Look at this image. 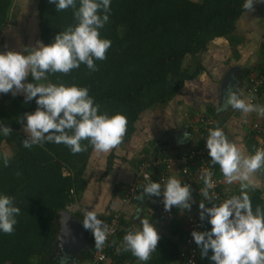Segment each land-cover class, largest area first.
<instances>
[{"label": "trees", "instance_id": "obj_1", "mask_svg": "<svg viewBox=\"0 0 264 264\" xmlns=\"http://www.w3.org/2000/svg\"><path fill=\"white\" fill-rule=\"evenodd\" d=\"M13 1L0 0V34L9 22ZM79 2L80 0H76L77 8ZM243 3L244 0H111L109 21L99 30L102 38L111 41V47L105 60L94 61L97 70L91 71L81 64L68 74L47 73L46 79L36 83L87 87L95 104L99 105L100 113H107L109 116L121 113L126 116L127 133L121 143L124 144L135 133L137 122L145 111L167 106L182 92L187 79H195L203 72H209L199 55L208 50L214 40L239 42L234 36V30L245 12ZM74 11L73 8L57 11L49 0H38L40 38L44 44L52 43L59 32L78 23ZM260 52L264 56V40ZM235 54L237 55V52ZM188 57H191L192 61L185 65ZM227 65L232 66L230 58L227 59ZM252 72L250 68L236 71L239 86L250 82ZM257 73H264V65ZM27 82H34L30 74ZM248 87L249 85L246 86L247 89ZM263 92L264 83L255 95L258 98L255 103L263 96ZM0 94V124L13 130L8 136L0 132V152H4V144L9 145L13 152L8 166H4L0 160V195L12 197L14 206L20 209L14 231L11 234L0 231V264H73L72 261L62 262L61 248L57 245L61 233L60 212H73V206L79 202L88 184L85 173L94 149L88 141L82 142L88 146L87 151L79 154H73L63 144L48 142L43 146L33 145L31 148H25L22 141L27 134L20 130V119L25 113L36 110L35 99L26 102L23 94ZM205 111L218 116L214 106L205 108ZM196 115V110L192 109L191 116ZM185 126L186 124L183 128ZM185 132H188L191 138L193 132L190 126L181 134L183 139ZM250 133L248 149L254 154L259 149L258 138L264 139V122L260 124L259 129L250 128ZM189 137L174 152L178 153L189 147L190 141L185 143L190 140ZM168 144V140L155 144L154 153L146 157L170 155L165 149ZM117 158L114 148L107 158V166L102 176L106 177L112 173ZM143 159L145 157L134 162L136 167ZM216 167L218 175H223L219 165ZM259 172L264 181V169ZM129 184L122 188L118 185L115 193L123 199L125 188ZM222 187L223 185L220 188ZM231 190V197L241 194L240 188H237V191L233 188ZM263 192L260 188L248 192L253 211L258 205L264 208ZM146 200L147 196L143 200L138 199L134 204L142 208L145 206L146 210ZM211 203L218 204L209 201L207 207H210ZM174 211L177 213V210ZM114 213L116 212L98 214V218L104 222L111 219ZM74 214L82 225L84 217L77 212ZM156 216L159 219V216ZM180 217L171 220L163 217L166 225L161 228L170 232L160 235L156 251L146 262L139 261L131 252H117L124 235L135 229L132 221L123 215L120 219V229L105 249L108 260H95L98 248L95 247L92 232L84 229L88 248L76 255L77 262L186 264L188 258L183 257L181 252L184 241L191 232ZM210 230L211 224L207 219L201 231ZM211 254L210 250L207 257H202L201 249L197 246L195 264H215L209 259Z\"/></svg>", "mask_w": 264, "mask_h": 264}, {"label": "clouds", "instance_id": "obj_2", "mask_svg": "<svg viewBox=\"0 0 264 264\" xmlns=\"http://www.w3.org/2000/svg\"><path fill=\"white\" fill-rule=\"evenodd\" d=\"M260 2L264 0H244L243 8L253 12L255 4ZM49 3L54 4L57 11L75 9L78 23L59 32L50 44L38 41L36 46H25L23 51L0 52V93L23 94L26 102L35 99L36 110L25 113L20 119L27 134L22 141L25 148L48 142L63 144L73 154H79L87 151L88 146L82 142L88 141L96 152L108 153L123 142L127 133L125 115L100 113L87 87L36 82L46 79L47 73L68 74L81 64L91 71L97 70L94 61L105 60L111 47V41L102 38L99 31L109 21L111 0H80L78 8L76 0H49ZM29 74L34 82H26ZM228 106L245 115L257 112L264 116V105L252 104L231 89L226 91L223 103V107ZM0 132L8 136L13 130L0 124ZM188 137L189 133L185 132L184 138ZM206 147L212 164L219 165L225 181L229 184L239 181L241 194L206 207L205 201L211 202L216 197L209 191L215 187L211 173L203 170L204 187L200 195L204 199L199 203V216L202 221L207 216L211 230L191 233L201 249V256L207 257L211 250L209 259L215 264H264V208L258 205L253 211L248 195L249 189L257 187L252 180L253 174L264 169V149L245 155L229 142L221 128L209 129ZM10 159V152H0L4 166H8ZM161 194L164 209L169 212L173 207L181 212L190 211L195 202L191 186L175 177H169L163 187L159 182L150 181L136 198L143 200L145 196L159 197ZM19 212L12 197L0 195V231L11 234ZM82 226L92 232L96 248L105 246L110 229L96 212L86 211ZM159 240L157 229L145 218L139 229L129 230L124 235L117 252H131L139 261L146 262L156 251Z\"/></svg>", "mask_w": 264, "mask_h": 264}, {"label": "rangeland", "instance_id": "obj_3", "mask_svg": "<svg viewBox=\"0 0 264 264\" xmlns=\"http://www.w3.org/2000/svg\"><path fill=\"white\" fill-rule=\"evenodd\" d=\"M234 36L238 38V43H230L227 39H216L209 45L208 50L199 55V58L208 67L209 72H203L195 79H187L182 92L167 106L147 110L141 115L131 139L115 148L118 156L116 168L122 167L123 170L131 168L135 172L136 165L134 162L143 157L151 156L154 153V145L165 140L169 141L165 149L169 154H172L178 150L180 146L178 144L185 140L180 137L181 133L179 131L185 124L187 125L188 122L192 121L189 118L192 109L196 110V114H199L203 111L202 109L209 106L216 107L217 115L227 121L229 134L240 140L239 147L243 154L251 155L248 149V140L251 135L250 128L252 129L254 123L262 124L264 116H260L257 112L245 115L230 106L223 107V103L226 91L231 89L242 99H246L252 104L264 105V92L263 96L255 103L258 99L257 96L248 93L246 88L250 82L239 86L235 76L236 71L241 68H250L253 71L251 75L256 76L257 71L264 65V56L260 52L261 43L264 40V2L256 3L253 12L249 13L245 10L237 22ZM38 41L44 44L40 38L38 0H14L10 9L9 22L0 34V52L9 49L23 51L25 46H36ZM235 52H237V55ZM228 58L231 59V67L227 65ZM191 61L192 58L188 57L185 60V65H188ZM232 67H234V71L223 87L224 77ZM20 130L25 133L23 127ZM256 138L258 137L256 136ZM258 140L259 149H263L264 139L260 137ZM185 143H187V140ZM3 149L11 154L13 153L7 144L3 145ZM146 150H149V152L147 153ZM133 172L131 173L133 174ZM252 180L257 185L254 189L264 190V181L259 171L253 174ZM230 188L237 191V188H240L239 181L231 183ZM254 189H249L248 192ZM134 206L130 210V214L135 212L136 214L130 217L133 220L135 229L141 227V220L145 218L160 228L166 225V220L163 222L162 216H159V219L152 217L147 214V209L144 210L145 206L143 208L137 204ZM137 210L139 211L137 212ZM191 211H194V209L191 208L189 212ZM180 220L184 221V217L181 216ZM157 231H159L158 228ZM165 232L169 233L170 231ZM75 254L68 247L61 248L62 262L72 261L73 264H79L76 259L77 254Z\"/></svg>", "mask_w": 264, "mask_h": 264}, {"label": "built area", "instance_id": "obj_4", "mask_svg": "<svg viewBox=\"0 0 264 264\" xmlns=\"http://www.w3.org/2000/svg\"><path fill=\"white\" fill-rule=\"evenodd\" d=\"M264 83V73L256 76H251L248 93L256 95L262 84ZM253 101V100H251ZM188 118V117H187ZM191 122L184 127L187 131V127L192 128L191 138L189 137L191 145L183 148L180 152L172 153L166 157H151L141 160L136 167L135 179L127 186L126 194L123 198L124 202L128 204L136 203L138 200L136 197L143 192L144 186L150 181L161 183L162 187L164 182L169 177H175L179 179L183 184H189L192 189V207L194 211L179 210L173 207L171 211H165L163 205V194L159 197H148L146 200V208L148 214L162 216L165 219L171 220L177 216H183L186 222V228L192 233L193 230L201 231L203 225L208 219L207 216L202 221L199 216V203L203 200V196L200 195V189L204 187L203 180L201 179L202 172L207 169L211 173V180L215 187L210 191V195H214L216 198L211 202L218 204L228 199L232 195L230 186H226L227 182L223 175H218L217 167L211 162V158L208 155V149L206 147V138L209 134V129L221 128L225 135L228 133L226 122L221 117L215 116V114L207 113L203 110L195 117H189ZM260 125L254 123L251 130L259 129ZM148 177L149 179H145ZM223 185L222 188H220ZM209 201H205L207 207ZM177 210V213L174 211ZM121 213L116 212L111 219L104 221L109 226L110 233L105 246L101 249H97L95 260L107 261L106 247L112 241L113 236L118 232L121 227L120 219ZM186 237L184 246L182 248L181 255L188 258L186 264H195L197 255V244L195 243L192 235Z\"/></svg>", "mask_w": 264, "mask_h": 264}, {"label": "crops", "instance_id": "obj_5", "mask_svg": "<svg viewBox=\"0 0 264 264\" xmlns=\"http://www.w3.org/2000/svg\"><path fill=\"white\" fill-rule=\"evenodd\" d=\"M202 110H205V108ZM222 120L227 123L224 118H222ZM227 138L229 142L235 144L239 149H241L239 147L240 140H237L234 136L229 134V130ZM182 143H179L178 145L181 146ZM110 152L105 154L98 153L95 150L93 151L85 173V178L88 180V184L79 202L73 206V212H77L83 217L84 213L89 210L94 211L100 215H106L110 212H119L126 219L133 221L130 216L135 215L136 212L130 214V210L132 209V207H135V204L130 205L128 203H124L122 197L115 193V189L118 185L122 188L125 184L127 185L128 183L132 182L135 179V172H133L131 168H128V170H123L122 167L116 168V166H114V170L111 174L106 177L102 176L105 172L107 166V158ZM131 172H133V174ZM88 174L89 176H87ZM138 211L139 210H137V212ZM154 217L157 218V216ZM154 227L156 229L158 228L159 235L165 232L164 229L160 228L159 226H155V224Z\"/></svg>", "mask_w": 264, "mask_h": 264}, {"label": "water", "instance_id": "obj_6", "mask_svg": "<svg viewBox=\"0 0 264 264\" xmlns=\"http://www.w3.org/2000/svg\"><path fill=\"white\" fill-rule=\"evenodd\" d=\"M233 71L234 67L230 68L228 73L225 75L223 87L226 85L227 80ZM184 131L185 129L183 128L179 132L182 134ZM60 214L61 233L57 245L60 246V248L68 247L73 253L79 254L83 249L88 248L85 230L73 212L64 210L61 211Z\"/></svg>", "mask_w": 264, "mask_h": 264}]
</instances>
